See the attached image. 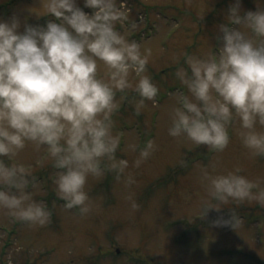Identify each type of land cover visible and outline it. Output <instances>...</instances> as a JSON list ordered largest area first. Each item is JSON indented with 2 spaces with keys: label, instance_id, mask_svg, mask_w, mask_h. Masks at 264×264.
Listing matches in <instances>:
<instances>
[{
  "label": "clouds",
  "instance_id": "clouds-1",
  "mask_svg": "<svg viewBox=\"0 0 264 264\" xmlns=\"http://www.w3.org/2000/svg\"><path fill=\"white\" fill-rule=\"evenodd\" d=\"M256 10H243L232 0L219 24L214 54L187 55L176 69L181 85L169 112V136L222 153L235 131L253 157H264V0ZM40 0L39 16H51L46 25L25 22L13 14L0 19V212L29 226L47 225L52 212L37 199V179L16 158L29 146L44 150L56 169L52 181L65 210L81 216L93 207L89 179L102 180L114 173L120 180L129 161L117 157L122 136L114 116L127 99L139 97L134 111L140 115L146 102L156 103L158 85L147 74L151 49L117 30L121 12L116 0ZM101 63L107 69L100 75ZM137 153L139 167L156 148L155 140L143 146L127 145ZM202 169L206 197L200 201L203 216L232 203L264 208V189L240 167L215 172V164ZM132 177L125 179L131 184ZM135 207V205H133ZM231 210V209H230ZM217 226L236 229L240 217L231 210Z\"/></svg>",
  "mask_w": 264,
  "mask_h": 264
},
{
  "label": "rangeland",
  "instance_id": "rangeland-1",
  "mask_svg": "<svg viewBox=\"0 0 264 264\" xmlns=\"http://www.w3.org/2000/svg\"><path fill=\"white\" fill-rule=\"evenodd\" d=\"M232 0H116L121 19L116 28L141 49H151L147 74L158 85L155 104L146 102L140 115L134 111L139 97L127 93L114 116L122 136L117 157L129 168L120 180L114 173L102 180L89 179L93 207L81 216L65 210L52 181L56 169L43 149L26 148L17 163L29 167L38 183L36 198L47 202L50 222L29 226L0 212V264H264V208L253 204H228L203 216L200 201L206 197L202 169L215 164V172L242 169L264 189V157H253L235 131L222 153L168 134L173 95L181 90L175 71L185 66L187 55L214 54L218 25L225 23ZM40 0H0V19L19 16L25 22L46 25L51 16H37ZM78 6L87 13L83 0ZM243 10H256L255 0H241ZM33 10V11H32ZM101 63L99 74L106 75ZM154 139L156 148L139 167L133 166L140 146ZM132 183L126 184L127 176ZM135 205V207H133ZM233 210L240 217L236 229L217 226Z\"/></svg>",
  "mask_w": 264,
  "mask_h": 264
}]
</instances>
